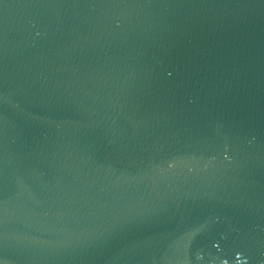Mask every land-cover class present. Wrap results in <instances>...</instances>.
<instances>
[{"label":"water","instance_id":"1","mask_svg":"<svg viewBox=\"0 0 264 264\" xmlns=\"http://www.w3.org/2000/svg\"><path fill=\"white\" fill-rule=\"evenodd\" d=\"M0 264H264V0H0Z\"/></svg>","mask_w":264,"mask_h":264}]
</instances>
